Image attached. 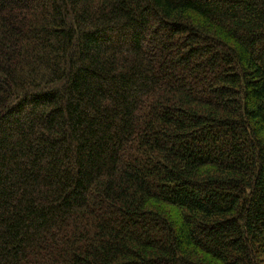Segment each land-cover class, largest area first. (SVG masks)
Here are the masks:
<instances>
[{
    "label": "trees",
    "instance_id": "1",
    "mask_svg": "<svg viewBox=\"0 0 264 264\" xmlns=\"http://www.w3.org/2000/svg\"><path fill=\"white\" fill-rule=\"evenodd\" d=\"M0 264H264V0H0Z\"/></svg>",
    "mask_w": 264,
    "mask_h": 264
}]
</instances>
